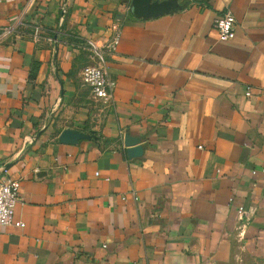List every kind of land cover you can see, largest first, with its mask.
I'll return each instance as SVG.
<instances>
[{
  "label": "crops",
  "instance_id": "1",
  "mask_svg": "<svg viewBox=\"0 0 264 264\" xmlns=\"http://www.w3.org/2000/svg\"><path fill=\"white\" fill-rule=\"evenodd\" d=\"M28 2L0 4V180L25 223L0 264H264V0ZM117 29L111 107L81 71Z\"/></svg>",
  "mask_w": 264,
  "mask_h": 264
},
{
  "label": "built area",
  "instance_id": "2",
  "mask_svg": "<svg viewBox=\"0 0 264 264\" xmlns=\"http://www.w3.org/2000/svg\"><path fill=\"white\" fill-rule=\"evenodd\" d=\"M36 1L29 0L27 8L31 7ZM1 2L2 0H0V4ZM215 27L218 30L220 40L227 41L233 39L236 29L235 16L230 10L226 11L217 17ZM88 43L92 49L93 57L98 63L87 65L82 69V81L89 87L95 99H100L112 107L114 104L116 81L109 76L106 70V56L116 51L119 45V31L117 29L114 36L104 45H98L91 40ZM246 94H251L250 88H248ZM261 171L264 172V167H262ZM256 172L257 170H253V174ZM19 189V180L10 177L0 180V226L11 224L17 227L25 226L24 221L14 219L15 206L20 200ZM238 213L241 220H249L250 213L243 206L239 207Z\"/></svg>",
  "mask_w": 264,
  "mask_h": 264
},
{
  "label": "water",
  "instance_id": "3",
  "mask_svg": "<svg viewBox=\"0 0 264 264\" xmlns=\"http://www.w3.org/2000/svg\"><path fill=\"white\" fill-rule=\"evenodd\" d=\"M153 6H154V8H157V7H159L160 5L157 4V3H155ZM163 6L166 7V8H169V7L171 6V2H165V3L163 4ZM135 12H139V10L135 9Z\"/></svg>",
  "mask_w": 264,
  "mask_h": 264
},
{
  "label": "rangeland",
  "instance_id": "4",
  "mask_svg": "<svg viewBox=\"0 0 264 264\" xmlns=\"http://www.w3.org/2000/svg\"><path fill=\"white\" fill-rule=\"evenodd\" d=\"M88 47H89V46H88ZM89 50H90V52H92L91 49H90V47H89ZM87 65H90V64H87Z\"/></svg>",
  "mask_w": 264,
  "mask_h": 264
}]
</instances>
